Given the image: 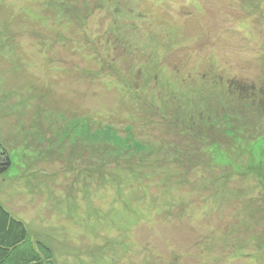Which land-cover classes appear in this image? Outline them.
Returning a JSON list of instances; mask_svg holds the SVG:
<instances>
[{"label": "rangeland", "instance_id": "rangeland-1", "mask_svg": "<svg viewBox=\"0 0 264 264\" xmlns=\"http://www.w3.org/2000/svg\"><path fill=\"white\" fill-rule=\"evenodd\" d=\"M264 0H0V203L54 264H264Z\"/></svg>", "mask_w": 264, "mask_h": 264}, {"label": "trees", "instance_id": "trees-1", "mask_svg": "<svg viewBox=\"0 0 264 264\" xmlns=\"http://www.w3.org/2000/svg\"><path fill=\"white\" fill-rule=\"evenodd\" d=\"M253 149L260 155L264 141L257 139ZM11 161L0 143V175L9 170ZM0 264H54L50 248L33 240L25 225L0 203Z\"/></svg>", "mask_w": 264, "mask_h": 264}]
</instances>
